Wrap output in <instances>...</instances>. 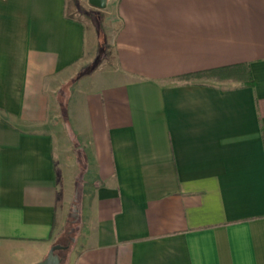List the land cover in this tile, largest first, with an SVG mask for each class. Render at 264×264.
<instances>
[{
    "label": "crops",
    "instance_id": "0c3cea01",
    "mask_svg": "<svg viewBox=\"0 0 264 264\" xmlns=\"http://www.w3.org/2000/svg\"><path fill=\"white\" fill-rule=\"evenodd\" d=\"M93 9L0 0V264H264V0Z\"/></svg>",
    "mask_w": 264,
    "mask_h": 264
},
{
    "label": "trees",
    "instance_id": "16d2710c",
    "mask_svg": "<svg viewBox=\"0 0 264 264\" xmlns=\"http://www.w3.org/2000/svg\"><path fill=\"white\" fill-rule=\"evenodd\" d=\"M200 78H211L219 81H241L245 86L255 85L251 70L248 66L241 64L220 66L216 68L184 74L183 76H181L182 80Z\"/></svg>",
    "mask_w": 264,
    "mask_h": 264
},
{
    "label": "water",
    "instance_id": "95a60500",
    "mask_svg": "<svg viewBox=\"0 0 264 264\" xmlns=\"http://www.w3.org/2000/svg\"><path fill=\"white\" fill-rule=\"evenodd\" d=\"M88 1L90 5L98 9H105L107 8L108 5V0H88ZM63 248H65V246L62 244H54L50 248L47 256L42 261H39L35 264H63L62 258L57 253L58 250Z\"/></svg>",
    "mask_w": 264,
    "mask_h": 264
},
{
    "label": "rangeland",
    "instance_id": "374dc122",
    "mask_svg": "<svg viewBox=\"0 0 264 264\" xmlns=\"http://www.w3.org/2000/svg\"><path fill=\"white\" fill-rule=\"evenodd\" d=\"M74 8L76 9V13L77 15L80 17L83 16V18H86L90 21H94V18L96 19V15H94V9L95 7H93L92 5H90L89 1L88 0H74ZM103 37V34L101 33V36L99 35V38H102ZM62 241V245H64L65 243V246H69L70 243L72 242V240H70V243H69V240H64V239H61ZM69 249V247H67L66 249L62 250H58L57 252H63V254H66L67 250Z\"/></svg>",
    "mask_w": 264,
    "mask_h": 264
}]
</instances>
